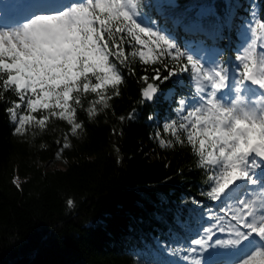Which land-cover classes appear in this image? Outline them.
<instances>
[{
	"label": "trees",
	"instance_id": "obj_1",
	"mask_svg": "<svg viewBox=\"0 0 264 264\" xmlns=\"http://www.w3.org/2000/svg\"><path fill=\"white\" fill-rule=\"evenodd\" d=\"M69 1L58 17L71 24L81 49L97 52L102 67L81 54L49 95V82L36 84L23 71L27 53L17 47L24 45L17 39L23 31L16 38L0 35V68L16 62L4 71L23 77L12 87L0 84V264H167L154 255L153 242L189 236L197 211L214 207L225 183L248 173L234 150L211 153V133L229 138L237 121L226 127L224 109L196 104L197 75L213 71L198 65L191 74L173 75L153 102L139 103L140 77L161 68L142 63L140 53L163 49V35L188 47L194 59L213 55L224 77V69L242 59L239 32L253 5L264 19V0H131L130 16L116 9L117 0L34 5L58 8ZM193 17L219 32L203 48L189 44L185 24ZM253 66L260 67L256 58L240 63L239 79ZM117 76L123 79L119 95L109 99ZM20 94L37 111L18 131L25 117L24 100L17 108ZM263 130L259 116L248 132Z\"/></svg>",
	"mask_w": 264,
	"mask_h": 264
},
{
	"label": "rangeland",
	"instance_id": "obj_2",
	"mask_svg": "<svg viewBox=\"0 0 264 264\" xmlns=\"http://www.w3.org/2000/svg\"><path fill=\"white\" fill-rule=\"evenodd\" d=\"M117 1L118 10L128 15L131 0ZM28 2L26 1L17 11L13 0H0V34L3 28L11 29L13 26L18 27L3 34L16 38L20 31H23L21 34H25L24 37L17 38L19 42H24L22 46L18 42L17 47L24 48L27 53L23 71L27 76H31L36 84L42 83L43 86L45 82H49L46 89L48 95L63 79L64 73L73 69L81 54L91 58L96 66L102 67V62L94 59L96 51L80 48L76 42L77 36L71 30V24L68 26L62 19H56L44 30L32 27L34 19L29 18L25 11ZM166 2L174 3V0ZM253 6L251 20L244 22L239 32L243 41L241 61L236 60L226 76L221 77L215 70V57L209 55L207 59L202 58L204 66L213 71V76L197 75L196 101L202 106L207 99L212 106L223 104L224 107L229 108L226 109L227 112L230 110L228 115L221 116V120L225 123L238 121L237 125L232 127L230 132L232 136L225 138V133L219 134L218 138L213 137L212 144L217 150H234L237 160L243 163L250 176L225 183L220 194V202L210 209L203 208L197 211V226H193L189 236H183L182 241L173 240L170 244L153 242L154 255L163 257L167 264H197V262L206 264L211 258H214L216 264H222L218 262L223 261L240 264L243 260H245L243 264H264V251L251 253L247 249L243 258L233 259L234 252L240 248L239 244L243 237H248L243 234L240 225L259 231L262 227L260 210L264 209V159L259 157V152L264 154V130L259 134L247 132L253 125V120L264 116V19L259 16L257 7ZM206 11L207 9L204 8L199 10L200 13ZM56 13L58 15V11ZM41 16L53 17L47 13H42ZM15 29L18 31H13ZM254 58L257 59L260 67L253 66L248 70V73L254 71L257 80L256 85H251L246 78L240 80L237 73L240 63ZM20 76L14 79L18 83H21L23 78ZM215 77L219 79L218 83L214 81ZM226 90L229 91V99L225 95ZM50 166L62 165L59 162H52ZM249 229L246 230L247 233L251 231Z\"/></svg>",
	"mask_w": 264,
	"mask_h": 264
},
{
	"label": "snow or ice",
	"instance_id": "obj_3",
	"mask_svg": "<svg viewBox=\"0 0 264 264\" xmlns=\"http://www.w3.org/2000/svg\"><path fill=\"white\" fill-rule=\"evenodd\" d=\"M56 19H59L58 17H47V16H38L35 20L32 21L31 26L35 27L37 30H44L48 28L52 24V22ZM141 31H144V29H141ZM185 31L188 32L191 36V40L189 41V44L192 46L199 45L201 48H203L209 41L215 40L216 37L219 35V32L215 28H210L205 26L202 21L198 17L191 18L186 24H185ZM151 35H156V33H149ZM160 41L165 45L163 49H159L155 53H140L141 56V62L151 66L154 64H158L161 66L163 71H161V68H152V75H143L140 77L141 81L143 82L142 88H141V99L139 103H147V102H153L156 98V96L161 91V82L166 81L168 79H171L173 75H180L181 73L191 74L192 69H198V65L203 67V61L202 59H194L193 55L189 54L190 51L188 47H185L183 50L181 46H177L171 42L169 39H165L163 35L159 37ZM14 48V46H13ZM206 56V53H205ZM165 60L168 61L167 64H165ZM16 67V62H12L10 64H5L3 68H0V84H4L7 87H12L11 81L15 79V77L7 74L4 71V68H13ZM227 69H224V72H227ZM165 73L168 75L166 76ZM195 79V76L192 77ZM123 83V79L121 76H117L115 80V92L113 97H109V99H112L119 95V87L118 85ZM95 91V90H94ZM30 99V97H27L25 94H20L19 99L17 102V108L20 107L19 100L25 101V117L21 119L20 121V129L18 131L23 130L24 126L26 124H29L30 121L35 120L36 117L34 113L37 111L34 106L29 105L27 102ZM105 107H108V103L105 102ZM31 108V111L28 109ZM179 110V109H178ZM12 112V118L16 119V111L15 109H10ZM90 114H94L91 113ZM63 118V117H62ZM75 116L71 118H68V123L72 124ZM39 122V121H38ZM43 126V122H39ZM79 127V125H76L73 127V135L76 134V128ZM164 129H167L171 127L168 124L163 125ZM70 145L65 142L64 147L67 148ZM163 146V144H161ZM67 206L72 207L74 205V201L72 199L67 200ZM194 243H199V241H194ZM199 264V262H197Z\"/></svg>",
	"mask_w": 264,
	"mask_h": 264
},
{
	"label": "bare ground",
	"instance_id": "obj_4",
	"mask_svg": "<svg viewBox=\"0 0 264 264\" xmlns=\"http://www.w3.org/2000/svg\"><path fill=\"white\" fill-rule=\"evenodd\" d=\"M240 228H241L243 234H245V236L252 235V236H249V239L253 238V237L256 235V236L259 237L262 241H264V222H263V227H262V229H261L258 233H256V230H253V231H250L249 233H247L246 230L249 229L248 226L246 227V226H244V225H240ZM235 230H236V229H235ZM237 235H238V234H237ZM241 236H242V235H241ZM249 239L243 237L241 243H242L244 240H249ZM254 240H255V239H254ZM256 242H257V241H256ZM257 244L261 245L260 242H257ZM259 245H258V246H259ZM240 251H241V249H240V250L238 249L237 251H235V253H234L235 255H234L233 257H236ZM213 260H214V258L208 259V260L206 261V264H216V262H214ZM212 261H213V262H212ZM218 263L229 264L228 262H225V261H223V262H218Z\"/></svg>",
	"mask_w": 264,
	"mask_h": 264
},
{
	"label": "water",
	"instance_id": "obj_5",
	"mask_svg": "<svg viewBox=\"0 0 264 264\" xmlns=\"http://www.w3.org/2000/svg\"><path fill=\"white\" fill-rule=\"evenodd\" d=\"M247 78H248L249 82H251V83H255V82H256V79H255V77H254V73H253V72H251V73L247 76Z\"/></svg>",
	"mask_w": 264,
	"mask_h": 264
}]
</instances>
